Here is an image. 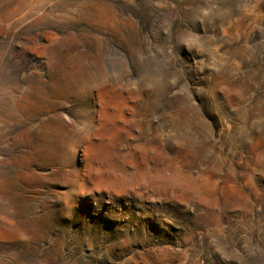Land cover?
I'll return each instance as SVG.
<instances>
[{
    "label": "rangeland",
    "instance_id": "374dc122",
    "mask_svg": "<svg viewBox=\"0 0 264 264\" xmlns=\"http://www.w3.org/2000/svg\"><path fill=\"white\" fill-rule=\"evenodd\" d=\"M0 264H264V0H0Z\"/></svg>",
    "mask_w": 264,
    "mask_h": 264
}]
</instances>
